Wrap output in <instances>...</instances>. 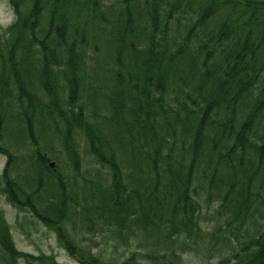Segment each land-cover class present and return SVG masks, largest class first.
<instances>
[{
	"label": "trees",
	"instance_id": "16d2710c",
	"mask_svg": "<svg viewBox=\"0 0 264 264\" xmlns=\"http://www.w3.org/2000/svg\"><path fill=\"white\" fill-rule=\"evenodd\" d=\"M6 1L0 199L76 264H184L200 243L216 264H264V0ZM82 155L100 171L79 189ZM0 264L61 263L18 250L0 207Z\"/></svg>",
	"mask_w": 264,
	"mask_h": 264
},
{
	"label": "rangeland",
	"instance_id": "374dc122",
	"mask_svg": "<svg viewBox=\"0 0 264 264\" xmlns=\"http://www.w3.org/2000/svg\"><path fill=\"white\" fill-rule=\"evenodd\" d=\"M12 19L13 13L9 5L7 4V1L0 0V26L4 27L8 25L12 21ZM54 141L55 139L53 138L46 139V142H48L49 144H52ZM54 145L55 147H57L56 142H54ZM18 155L21 159L19 160L18 167L15 171V178L25 185L27 184V186H25V189H33L35 187V184L34 182L31 183L30 179V177H32V171L29 167L30 159L28 158V151L23 148V150H21ZM60 157L61 159L56 168H59L61 170V175L65 178L66 183L68 185H73L72 180L76 177L72 178L73 172L65 162L64 156L62 155ZM5 161L6 158L2 154H0V173L5 164ZM52 161L53 163H55V160ZM98 171L100 170L98 169L97 165L92 162L91 157L88 155H82L81 176L80 178L74 180L80 186L79 189H81L83 186L82 178L86 180L93 178L94 174ZM88 186L89 185L86 184V189L88 188ZM42 194L44 195V193ZM42 194H34V201L37 208L39 209H42L44 207V204H42L39 200ZM79 194L82 195V191H79ZM79 201H81V199H79ZM202 206L207 207L205 203H203ZM0 207L6 221L9 224L13 242L18 250L34 255L41 252L45 254H52L55 259L61 264H76V262L68 256L66 251L62 247H60L54 231L45 226L38 218L33 215V213L28 210L18 212L12 205L8 204L5 201L3 196L0 199ZM210 215L211 213H207L206 210L203 211L201 218L202 225L206 223L205 221ZM76 223V228H74L73 226L69 227V231L75 239L94 238L95 242L100 239L101 235H92V233L88 232L84 228L85 226H81L79 222ZM108 239L110 240L112 238ZM121 246L122 247L118 246L117 248H112L109 246L106 248V251H104V254L108 257L116 256L117 254L123 253L124 251L126 254V248L129 247H125L123 245ZM204 247L205 246H202V244L200 243V247L198 249L195 248L192 251L184 253L182 256L184 264H216L218 261V257H216L215 255L212 258L208 256V253H206L207 251L202 249ZM93 251L96 252L97 248H94Z\"/></svg>",
	"mask_w": 264,
	"mask_h": 264
},
{
	"label": "water",
	"instance_id": "95a60500",
	"mask_svg": "<svg viewBox=\"0 0 264 264\" xmlns=\"http://www.w3.org/2000/svg\"><path fill=\"white\" fill-rule=\"evenodd\" d=\"M53 163L51 162L50 165H52Z\"/></svg>",
	"mask_w": 264,
	"mask_h": 264
}]
</instances>
